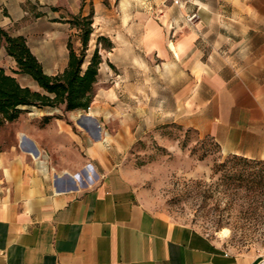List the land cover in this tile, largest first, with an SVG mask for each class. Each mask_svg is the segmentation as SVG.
Segmentation results:
<instances>
[{
    "label": "crops",
    "instance_id": "0c3cea01",
    "mask_svg": "<svg viewBox=\"0 0 264 264\" xmlns=\"http://www.w3.org/2000/svg\"><path fill=\"white\" fill-rule=\"evenodd\" d=\"M223 1L221 5V0H180L168 6L164 0L160 4L143 0L148 14L160 16L158 21H147L124 18L120 4L105 0H0V26L12 36H24L44 71L56 75L68 66V42L78 33L69 20L93 13L91 43L99 36L112 42L106 54L101 51L96 87L109 81L107 90L125 91L142 76L154 84L156 57L162 73L209 76L211 93L204 98L197 94L195 115L181 123L213 136L225 153L264 160V0ZM217 4L227 7L228 15L207 19L205 13L215 11ZM138 5L127 6L133 11ZM178 8L183 11L179 17ZM192 12L199 16L195 22L185 17ZM210 26L218 30L204 34ZM203 40L238 44L237 52L228 57L234 61L205 65L198 54ZM0 67L22 86L41 91L31 76L15 72L17 61L1 40ZM129 68L136 70L131 80ZM108 101L96 99L89 109L107 107ZM21 108L17 121L0 125V135L9 128L14 138V143H0V264H255L259 260L257 252L236 253L196 228L150 209L123 166L128 143L92 142L72 132L63 119L51 117L52 108ZM46 116L50 118L45 123ZM22 138L29 143L28 151L16 145ZM77 141L83 153L76 162L56 161L54 156L70 154L74 147L69 144ZM30 148L38 153L32 155Z\"/></svg>",
    "mask_w": 264,
    "mask_h": 264
},
{
    "label": "rangeland",
    "instance_id": "374dc122",
    "mask_svg": "<svg viewBox=\"0 0 264 264\" xmlns=\"http://www.w3.org/2000/svg\"><path fill=\"white\" fill-rule=\"evenodd\" d=\"M142 1L105 0L106 3L120 4L124 9V18L160 20L158 14L146 12L141 5ZM152 1L160 4L162 0ZM207 1L217 3V0ZM165 3L170 6L174 2ZM220 3L222 5L225 2L221 0ZM136 4H139L136 10H129V5ZM182 12L178 8L176 16L179 17ZM195 13L197 14L192 12L185 17L189 20ZM228 13L227 7L217 4L216 10L207 11L205 17L211 20L214 16L224 17ZM198 19L197 15L189 21L195 22ZM203 30L204 34L211 35L213 33L209 30L215 31L218 28L210 26ZM73 34L75 46L78 47V35ZM94 39L88 57L97 44V39ZM121 43L129 45L125 41ZM105 44L102 41L100 46ZM237 45L203 40L198 43V54H201L205 65L209 67L223 66L224 62L234 61L228 57L237 52ZM123 49L130 50L129 47ZM105 50L107 49L101 48L103 53ZM217 53L222 54L223 58ZM156 61L158 65H162L158 57ZM236 61L242 63L243 59ZM158 65L154 84L147 76H142L139 83L128 85L129 89L125 91L116 92L107 90L109 81L100 82L95 87L93 101L109 99L107 107L95 112L90 109L70 112L52 109L51 117L63 119L72 132L78 136H86L92 142L102 140L108 146L118 140L128 143L123 166L141 200L153 211L172 221L196 228L236 253L257 252L264 242V160L239 156V161L230 159L225 165H220L232 154L223 152L213 136L203 135L194 126L181 123L195 115L198 108L197 94L204 98L211 93V85L207 83L209 76L190 72L168 75L162 73ZM128 73L131 80L135 77L136 70L129 68ZM198 83L199 86L196 85ZM88 114L104 136L103 139L94 137L91 133L93 126L83 120ZM0 136L1 144L14 143L11 129H4ZM16 143L20 149L28 151V146H22L20 140ZM69 146L74 147L73 151L54 156L56 161L62 164L76 162L77 155L83 153L81 145L77 141ZM51 158V155L48 156V160L52 161ZM243 158L249 162L243 161ZM88 164L92 163L86 165ZM255 172H260L263 176L260 179L263 181L262 185L257 186L253 180ZM241 173L243 177H239ZM225 229L229 231L227 237L221 234Z\"/></svg>",
    "mask_w": 264,
    "mask_h": 264
},
{
    "label": "trees",
    "instance_id": "16d2710c",
    "mask_svg": "<svg viewBox=\"0 0 264 264\" xmlns=\"http://www.w3.org/2000/svg\"><path fill=\"white\" fill-rule=\"evenodd\" d=\"M69 22L78 31L80 45L76 47L72 38L69 39L68 66L56 75H49L44 71L42 63L32 53L24 36H12L0 26V40L8 54L17 61L18 70L15 72L31 76L41 88V91H35L22 86L15 76L0 67V125L17 121L23 112V106L49 107L63 109L65 112L89 109L103 62L101 48L110 49L112 42L105 36H99L91 56L88 57L94 32L93 13L75 15ZM102 41L106 44L100 46ZM49 118L50 116H46L44 122H48ZM230 159L241 160L239 155L232 154L220 165H225ZM243 161L249 162L245 158ZM254 174L253 180L257 186L262 185L264 177L260 172ZM243 176V173L239 175Z\"/></svg>",
    "mask_w": 264,
    "mask_h": 264
},
{
    "label": "bare ground",
    "instance_id": "6f19581e",
    "mask_svg": "<svg viewBox=\"0 0 264 264\" xmlns=\"http://www.w3.org/2000/svg\"><path fill=\"white\" fill-rule=\"evenodd\" d=\"M83 120H84L86 123H88V124H90V125L93 126V127H92V132H91L92 135H93L94 137H96L97 139H101L100 131H99V129H97V128L95 127V125H93V120H92L91 115H85L84 118H83ZM21 145H22V146H29V143H27V141H26L24 138H22V140H21ZM36 152H37L36 149H34V148H30V153H31L32 155H35ZM37 153H38V152H37ZM36 156H37V155H36ZM221 234H222V236L227 237L228 234H229V231H228L227 229H225V230H223V231L221 232ZM219 235H220V234H219Z\"/></svg>",
    "mask_w": 264,
    "mask_h": 264
},
{
    "label": "built area",
    "instance_id": "2783aa9c",
    "mask_svg": "<svg viewBox=\"0 0 264 264\" xmlns=\"http://www.w3.org/2000/svg\"><path fill=\"white\" fill-rule=\"evenodd\" d=\"M166 1H173V2H179L180 0H164ZM195 17H197V14H193L192 16H190L189 20H193ZM258 256H259V260L257 261V263L255 264H264V242L260 245L258 251Z\"/></svg>",
    "mask_w": 264,
    "mask_h": 264
}]
</instances>
